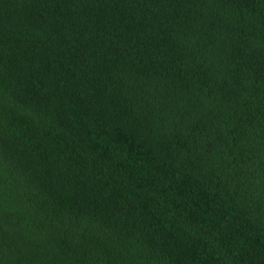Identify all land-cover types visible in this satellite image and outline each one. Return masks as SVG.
<instances>
[{
    "label": "trees",
    "instance_id": "trees-1",
    "mask_svg": "<svg viewBox=\"0 0 264 264\" xmlns=\"http://www.w3.org/2000/svg\"><path fill=\"white\" fill-rule=\"evenodd\" d=\"M0 264H264V0H0Z\"/></svg>",
    "mask_w": 264,
    "mask_h": 264
}]
</instances>
